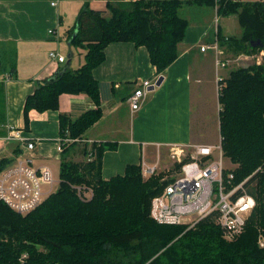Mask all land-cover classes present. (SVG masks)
<instances>
[{"label": "trees", "instance_id": "trees-1", "mask_svg": "<svg viewBox=\"0 0 264 264\" xmlns=\"http://www.w3.org/2000/svg\"><path fill=\"white\" fill-rule=\"evenodd\" d=\"M187 4L215 8L217 16L237 17L240 37L221 36L216 29L217 40L229 44L235 54L264 49V2L110 0L108 17L85 4L69 37L71 45L85 51L83 65L36 81L34 92L24 102L25 128L29 111L57 110L63 93L86 95L98 106L99 84L92 71L104 62V49L110 43L145 47L156 73L162 75L178 57V45L189 26L179 14ZM251 41L261 46L251 47ZM3 66L7 67L0 60ZM218 85L221 147L223 155L237 165L233 183L263 168L249 181H255L248 189L256 205L236 240H223L212 218L190 229L156 223L149 215L150 202L170 179L161 182L160 174L143 180L140 165L131 164L123 175L103 180L102 157L114 145L93 142L84 143L82 149L86 159L92 154L90 161L70 162L61 155L58 186L33 211L20 215L0 202V264H264V247L258 244L259 235L264 238V57L260 64L230 71ZM100 118L98 107L72 122L60 115V135L81 141ZM5 123L0 83V137L5 135ZM75 144L64 145L61 154ZM17 148L15 156L0 159V171L19 155ZM76 187H91L92 197L81 199Z\"/></svg>", "mask_w": 264, "mask_h": 264}, {"label": "crops", "instance_id": "crops-1", "mask_svg": "<svg viewBox=\"0 0 264 264\" xmlns=\"http://www.w3.org/2000/svg\"><path fill=\"white\" fill-rule=\"evenodd\" d=\"M51 1L0 0V60L7 65L0 68V76H10L8 82L2 83L6 104L5 124L20 130L27 141L34 142V148L29 150L25 144L0 139V159L15 156L13 151L18 147L16 152L19 151V155L16 157L31 156L35 168L47 167L54 177L53 168L58 177L61 155H67V152H57V142L61 137L59 116H67L72 122L96 107L101 111V118L85 131L81 141L71 146L75 148L74 153L66 159L78 162L80 159L76 157V150L79 148L82 157H85L82 151L84 143L114 145L102 157L103 180L123 175L127 165H141L143 161L154 164L157 161L155 158L168 152L170 146L213 145L204 140L202 131L203 127H211L206 117H210L212 122L217 121L215 126L219 131L218 112L215 110L219 104L217 101L214 108L213 86L210 90L203 84L215 85L210 77V72L216 70L215 53L211 49L202 52L200 47L217 41L223 52L220 59L228 62L223 69L233 62L241 61L240 67L254 63L253 57L257 53L235 54L229 44L217 40L216 29L219 28L221 35V26L218 25L216 9L196 4L184 6L205 12L206 17L198 22L188 20L185 37L178 45V57L160 75V86L148 93L139 111H130L127 97L141 80H152L159 75L150 63L145 47H136L130 42L110 43L104 49V62L92 71L99 84V105L96 106L86 95L63 93L58 98L57 110L43 113L29 111L28 126L25 128L24 102L34 92L36 81L50 78L60 69L73 71L83 65L85 51L69 42L74 20L82 7L87 4L90 9L105 11L106 3L110 2L64 0L53 7ZM229 17L235 18L238 23L235 15ZM64 19L68 21L67 28L64 27ZM50 29H54L56 34H49ZM235 33L234 36L225 34V37L238 38L242 31ZM50 51L64 56V62L50 61L47 56ZM236 58L237 62L234 61ZM232 70L228 68L225 78ZM54 180L55 186L59 177L58 180L54 177Z\"/></svg>", "mask_w": 264, "mask_h": 264}, {"label": "built area", "instance_id": "built-area-1", "mask_svg": "<svg viewBox=\"0 0 264 264\" xmlns=\"http://www.w3.org/2000/svg\"><path fill=\"white\" fill-rule=\"evenodd\" d=\"M61 1L53 0L51 6L56 7ZM49 34H56L54 29ZM211 49L215 53L217 68H225L226 61L220 59L223 52L217 41L212 45H202L200 51ZM48 59L59 63L64 62V56L56 51L48 52ZM259 56V57H258ZM264 50L253 57L255 64H260ZM238 58L234 61L237 62ZM155 79L141 80L127 97V103L132 113L140 110L148 93L155 84ZM223 77H217V84ZM10 76H0V83H6ZM219 89V85L218 88ZM5 135L1 140L16 141L25 144L32 150L34 142L27 141L22 132L11 125H4ZM79 142L67 136L60 137L57 142V152L61 153L63 146ZM91 144V143H90ZM89 153L86 161L92 159ZM169 158L178 168L174 177L155 195L150 202L149 215L158 224L184 225L194 227L205 218H212L219 227L222 239L226 242L236 240L243 232L247 219L255 207V200L249 193L248 177L238 184L233 183L232 169L225 164V156L221 147V138L217 144H189L170 146ZM160 157L150 165L142 162L140 165L142 178L155 176L160 168ZM259 168L256 172H258ZM177 171V170H176ZM255 172V173H256ZM254 173V174H255ZM55 180L47 167L35 168L31 156H19L0 171V202L10 210L20 215H26L37 208L46 197L53 192ZM78 195L83 200L92 197V189L77 188ZM86 194V195H85ZM264 247V239L259 241ZM23 255L22 258H25Z\"/></svg>", "mask_w": 264, "mask_h": 264}, {"label": "rangeland", "instance_id": "rangeland-1", "mask_svg": "<svg viewBox=\"0 0 264 264\" xmlns=\"http://www.w3.org/2000/svg\"><path fill=\"white\" fill-rule=\"evenodd\" d=\"M195 10H193V9H190V8H188L187 6H184L180 11H179V14H180V16H182V17H185L187 20H190V21H192V22H198V21H200V20H202L204 17H206V13L204 12V13H202V12H200L199 10L198 11H195ZM103 14V16H105V17H108L109 16V12L107 11V9L105 10V11H101ZM76 16V15H75ZM216 16H217V14H216ZM78 17V16H77ZM76 17V18H77ZM218 17V25H220L221 26V36H224L225 37V34H227V35H230V36H234L236 33L235 32H237V30H241V27L238 25V23H237V21L235 20V18H231V17H229V18H227V17H223V16H217ZM75 18V17H74ZM75 18V22H76V19ZM64 27L65 28H67L66 26L68 25V21L66 20V19H64ZM225 28L227 29V31L225 30ZM242 31V30H241ZM264 49H262V50H259L257 53H259L260 54V52L261 51H263ZM259 57V56H258ZM262 59L263 58H260V63L262 62ZM250 64H252V63H249L248 65H250ZM240 66H242V62L240 61L239 63H235V62H233V63H230L229 64V66L226 68V69H223V68H217L216 70H212L211 72H210V77H211V80H212V82H215V85H214V83H204L203 84V86L205 85V86H207L210 90L212 89V86H213V95L215 96V98H214V101H215V103H214V108H215V104L217 103V100H216V95H217V93H218V84H217V77H223V78H225V76L224 75H226V73H227V70H228V68L229 69H233V70H235L236 68H238V67H240ZM206 73H207V70H206ZM215 80V81H214ZM217 107V106H216ZM217 112H218V110H219V108L217 107L216 109H215ZM205 119V118H204ZM206 119H208V121L210 122L209 124H208V126H211V127H203L204 128V130L202 131L203 132V138H204V140L207 142V143H210V144H217L218 143V139H220V135H219V131H218V128L215 126L216 125V120H213L214 122H212V120H211V118L210 117H206ZM213 123V124H212ZM212 124V125H211ZM206 126H207V124H206ZM213 126H215V128H212ZM88 144V143H87ZM75 149V148H74ZM74 149H72V147L71 148H69L68 150H67V155L66 156H68V155H72L74 152H72V151H74ZM80 149L81 148H79L78 150H76L77 151V155H76V157H78L80 160L78 161V162H83V161H86L87 159L85 158V157H82V155H81V152H80ZM69 153V154H68ZM226 158V157H225ZM67 160V159H66ZM76 160V159H75ZM155 160H157L156 158H155ZM67 161H70V162H73L72 160H67ZM160 161H161V164H160V168H159V171H158V173L155 175V176H157V175H162V177H161V182H164V181H166V180H169V179H171V177H174L175 176V174H176V172H178V168H177V166L175 165V164H173L172 163V161H171V159L169 158V149H168V152L166 151V152H163V153H161V155H160ZM225 164H226V166L228 167V168H231L232 169V171H234V169H236L237 168V165L236 164H233L228 158H226L225 159ZM259 168H261L258 172H261L262 170H263V168H262V166L261 167H258L253 173H251V175H249L248 177H250L251 176V178L257 173L256 171L259 169ZM52 170H53V174H54V177H55V179L56 180H58V177H57V173H56V171H55V169H53V168H51ZM177 170V171H176ZM256 172V173H255ZM255 173V174H254ZM247 177V178H248ZM250 178V179H251ZM149 179V178H148ZM148 179H144L143 178V180H148ZM246 179V178H245ZM250 179H249V181H250ZM57 186H58V184H56L55 186H54V188H53V190L55 191L56 190V188H57ZM255 186V181L254 182H252V184H249V189H250V187H254ZM76 188H79V187H76ZM91 189V187H83V189ZM86 195V194H85ZM213 220V219H212ZM213 222H214V220H213ZM215 223V222H214ZM194 228V227H193ZM190 229V228H189ZM262 239H264L263 238V236L262 235H259V238H258V244H259V241L260 240H262ZM260 246V245H259Z\"/></svg>", "mask_w": 264, "mask_h": 264}, {"label": "water", "instance_id": "water-1", "mask_svg": "<svg viewBox=\"0 0 264 264\" xmlns=\"http://www.w3.org/2000/svg\"><path fill=\"white\" fill-rule=\"evenodd\" d=\"M250 46H251V47H259V46H261V43H260L259 41H255V42H252V41H251V42H250ZM161 82H162V77L159 76L158 79H157V81L155 82V84L152 85L148 90H149V91H152L155 87L160 86Z\"/></svg>", "mask_w": 264, "mask_h": 264}]
</instances>
